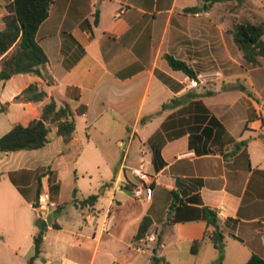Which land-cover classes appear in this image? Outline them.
Instances as JSON below:
<instances>
[{
  "label": "crops",
  "instance_id": "0c3cea01",
  "mask_svg": "<svg viewBox=\"0 0 264 264\" xmlns=\"http://www.w3.org/2000/svg\"><path fill=\"white\" fill-rule=\"evenodd\" d=\"M11 1L0 0V30ZM197 4L52 1L36 32L44 76L0 80V137L50 98L71 108L75 130L65 143L51 126L43 147L0 153V264L34 255L42 191L53 205L31 264H215L204 207L224 234L222 264L264 258V59H243L231 11L186 10ZM166 55L206 82L188 87ZM33 82L45 99H17ZM152 228L157 243L144 241Z\"/></svg>",
  "mask_w": 264,
  "mask_h": 264
},
{
  "label": "trees",
  "instance_id": "16d2710c",
  "mask_svg": "<svg viewBox=\"0 0 264 264\" xmlns=\"http://www.w3.org/2000/svg\"><path fill=\"white\" fill-rule=\"evenodd\" d=\"M53 0H12L8 5L9 12L3 16L4 27L0 30V80H7L16 74L29 73L43 75L47 56L36 40L38 26L48 15ZM225 1H236L240 4L246 0H198V4L186 10H209L214 4ZM243 59L252 66L263 64L264 59V19L236 18L226 28ZM169 64L194 77V73L186 63L166 55ZM46 92L38 82L30 83L18 95L23 101H40L45 99ZM1 110V109H0ZM51 126L65 143L72 138L75 130L74 114L67 104H58L53 98L46 101L39 117L31 119L26 125L16 123L9 131L0 137V153L31 150L43 147L48 142V132ZM95 195L89 196V199ZM206 229L203 238L209 240L217 250L215 264H222L224 258V234L219 227L216 212L204 207ZM39 231L33 238L34 255L26 264L39 255L43 229L47 222L37 219ZM197 242L195 243V245ZM162 258L152 255L149 264H160ZM244 264H264V258L252 254Z\"/></svg>",
  "mask_w": 264,
  "mask_h": 264
},
{
  "label": "built area",
  "instance_id": "2783aa9c",
  "mask_svg": "<svg viewBox=\"0 0 264 264\" xmlns=\"http://www.w3.org/2000/svg\"><path fill=\"white\" fill-rule=\"evenodd\" d=\"M196 15H198V13H196ZM206 82V79L204 76L200 75L197 77H189L188 81H187V86L188 87H196L199 86L203 83ZM121 144L123 145V143L121 142ZM133 173L136 176H139L141 178V182L143 184V188L142 185H140V187H136L135 189V193L138 195L140 193H144L147 199H150L151 197V193H152V189L149 186H146L144 183L147 181L148 177L147 175L142 172L139 169H133ZM53 203H51L49 195L46 191H42L40 192L37 197L36 200L33 203V207L37 213V216L42 219V220H46L47 215H48V211L50 210V208L52 207ZM144 241L146 242H151V243H157V236L154 232V228H152L146 235L144 238ZM131 247L135 250H139V251H144L145 249L143 248V246L139 243H132Z\"/></svg>",
  "mask_w": 264,
  "mask_h": 264
},
{
  "label": "rangeland",
  "instance_id": "374dc122",
  "mask_svg": "<svg viewBox=\"0 0 264 264\" xmlns=\"http://www.w3.org/2000/svg\"><path fill=\"white\" fill-rule=\"evenodd\" d=\"M213 7V11H231L232 18H253L255 12L258 18L264 17V0H246L240 4L236 1L218 2Z\"/></svg>",
  "mask_w": 264,
  "mask_h": 264
},
{
  "label": "water",
  "instance_id": "95a60500",
  "mask_svg": "<svg viewBox=\"0 0 264 264\" xmlns=\"http://www.w3.org/2000/svg\"><path fill=\"white\" fill-rule=\"evenodd\" d=\"M47 222H49V219L47 220Z\"/></svg>",
  "mask_w": 264,
  "mask_h": 264
}]
</instances>
